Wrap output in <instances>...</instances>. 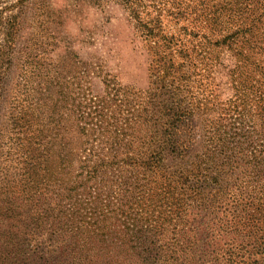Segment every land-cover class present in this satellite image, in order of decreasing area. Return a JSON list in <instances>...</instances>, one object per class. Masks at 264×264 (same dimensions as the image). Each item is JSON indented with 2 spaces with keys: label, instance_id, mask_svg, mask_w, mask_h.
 <instances>
[{
  "label": "trees",
  "instance_id": "trees-1",
  "mask_svg": "<svg viewBox=\"0 0 264 264\" xmlns=\"http://www.w3.org/2000/svg\"><path fill=\"white\" fill-rule=\"evenodd\" d=\"M189 1L171 0L169 7L156 0L125 1L133 27L152 42L146 89L134 93L112 88L117 96L114 102L91 101L73 121L34 115L29 111L35 108L32 102L24 106L22 117L14 123L18 134L8 137L11 143L5 154L9 164L4 165V175L9 176L8 169L13 167L12 176L3 184L0 181V264H123L127 256L134 257L133 264H176L173 242L164 246L159 235L165 224H172L170 218L182 223L181 216L189 215L196 216L202 227L190 248L192 258L178 255L177 264H264V218L253 230L249 220L239 219L249 206L234 211L238 197L250 191L255 192L253 211L264 214V157L255 151L246 155L243 146L232 153L223 140V144L205 145L181 169L168 170L165 165L168 155L182 157L187 152L192 132L188 112L194 103L207 101L191 90L207 79L189 69L188 44L178 41L176 30L164 33L162 28L166 20L175 24L185 19L191 29L187 25L181 29L192 33L206 6L204 0ZM263 2L224 3L251 14ZM4 18L2 39L9 43L17 21L13 13ZM242 23L249 25L248 30L254 24L252 19ZM236 54L238 71L229 72L231 89L239 94L235 100L245 103L244 87L248 86L257 113L263 116L264 66L247 70L255 63L253 53ZM251 76L256 79L251 81ZM236 106L240 113L249 112L246 106ZM57 127L64 133H52ZM68 135H73L74 147L65 150L77 158L78 170L63 181L51 160L55 140L70 139ZM213 137L211 133L207 143ZM215 145H224L228 153L222 155ZM236 153H240L239 164ZM246 169L255 174L251 187L238 180ZM139 205L143 218L137 212ZM119 220L120 233L114 232ZM246 226L252 231L241 233ZM111 235L118 240V259L111 256ZM208 255L214 261L206 259Z\"/></svg>",
  "mask_w": 264,
  "mask_h": 264
},
{
  "label": "rangeland",
  "instance_id": "rangeland-1",
  "mask_svg": "<svg viewBox=\"0 0 264 264\" xmlns=\"http://www.w3.org/2000/svg\"><path fill=\"white\" fill-rule=\"evenodd\" d=\"M126 0H1L0 1V181L5 177L4 165L9 164L5 157L10 145L8 137L16 136L19 126L14 125L24 113V106L30 102L35 108L29 110L34 115L50 117H69L70 121L79 118L85 106L91 101L114 102L113 89L120 92L142 91L148 86V67L151 62L150 45L143 35L133 27V23L124 10ZM149 1V0H144ZM162 5L171 6V0H156ZM226 0H204L206 10L193 32L188 34L181 29L191 24L182 19L171 24L165 21L163 32L176 30L178 41L188 44L192 60L189 69L205 75V84H196L192 91L206 99V104L194 103L188 112V123L192 128L191 141L187 152L182 157L168 155L165 165L168 170L181 169L191 163L205 149L207 144H223L228 141L232 153L244 147L246 155L259 150L264 151V115L258 114L254 96L248 86L245 103L235 100L239 95L231 89V70L236 66L237 52L253 53L255 63L247 70L255 71L256 66H264V2L251 14L240 12L236 7L225 4ZM190 3L189 0H183ZM16 16L15 32L12 42L2 39V26L5 15ZM190 19V17L188 18ZM253 25L248 30L247 22ZM200 25V26H199ZM247 32L243 35L242 30ZM196 29V31H195ZM177 54V51H173ZM243 71V70H242ZM246 72V70L244 71ZM251 81L256 78L251 76ZM243 90V91H244ZM119 103V100H115ZM43 104L44 106H41ZM55 104L53 108L46 105ZM236 104L246 106L249 112L240 113ZM122 108V106H121ZM261 116V117H260ZM218 126L212 129L211 126ZM52 133L62 134L63 128L57 127ZM214 133L213 142L207 138ZM62 137V136H61ZM56 139L51 162L63 181L77 172V158L70 157L65 149L74 147L73 135ZM245 140L242 144L241 142ZM65 141V142H64ZM3 142V143H2ZM2 148V149H1ZM222 155L228 153L224 145H215ZM10 155V154H9ZM237 164L241 163L240 153H236ZM50 162V163H51ZM245 168V167H242ZM254 173L246 169L239 181L252 186ZM3 180V181H2ZM65 184V183H64ZM74 184V183H70ZM70 188L69 184L66 185ZM80 192V191H79ZM80 196V194H78ZM255 192H244L238 197L235 212L249 206L241 214L240 221L249 220L253 230L257 221H263L264 214L253 211L257 206ZM80 198V197H78ZM256 202V201H255ZM67 209L70 203L66 201ZM142 218L144 210L137 206ZM233 209V208H232ZM234 212V213H235ZM78 214V212H75ZM79 215V214H78ZM183 215V214H182ZM181 216V215H180ZM185 222L172 219V224H165L159 235L160 243L171 246L178 255L192 258L191 245L199 236L202 224L196 216H181ZM259 219V220H258ZM120 220L114 232L120 233ZM147 225V224H145ZM251 230L250 227H243ZM252 231V230H251ZM247 242V241H246ZM131 242H129L130 244ZM113 250V259L120 257L117 250V237L109 238ZM167 255L170 254L167 251ZM106 259V254L99 257ZM211 260V256H206ZM134 257L127 256L123 264H133ZM217 262V260H216ZM210 264V263H209Z\"/></svg>",
  "mask_w": 264,
  "mask_h": 264
}]
</instances>
